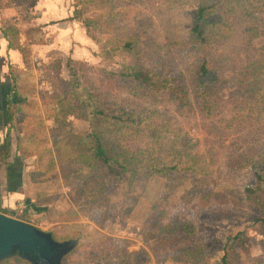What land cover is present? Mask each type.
<instances>
[{
    "label": "rangeland",
    "instance_id": "374dc122",
    "mask_svg": "<svg viewBox=\"0 0 264 264\" xmlns=\"http://www.w3.org/2000/svg\"><path fill=\"white\" fill-rule=\"evenodd\" d=\"M50 1L53 9L48 8L47 0H41L43 8L49 11L46 18L55 20L57 26L67 23L70 27L65 31L53 27L46 32L52 40L54 37L57 40L50 52L36 50L32 53L26 42L24 49L29 58L27 63L13 70L15 81L33 85L39 93H44L49 89L45 75L51 72L53 63L59 62L62 66L59 76L69 78L65 66L67 59H71L77 73L82 63L87 69L118 72L129 58L110 52L104 59L99 55L101 49H110L114 43L127 38L157 33V40L169 48L170 62L162 79L187 85L188 108L178 109L159 100L124 95L132 111L131 118L115 131L112 145L116 151L128 154L131 173L124 187L116 190L117 206L103 213L96 222L95 212L91 218L83 216L74 203V187L66 184L70 172L63 164V146L56 147L52 139H48L45 149L36 146L38 152L41 150L38 154L34 151L23 154L17 147V141L26 131L33 140L44 141L47 135L50 138L49 129L55 127V109L42 104L38 94L30 97L31 102L21 103L12 96L11 102L17 103L21 117L10 130V156L7 164L0 168V214L8 215L3 211L9 209L13 211V218L22 221L27 218V223L40 231L58 237L57 242L71 241L74 246L69 245L65 253V260L69 258L70 264H89L88 252L97 242L108 238L125 241L129 253L144 252L146 264H179L178 255L184 249L171 248L154 253L152 236L164 199L173 202L176 193L184 189L182 186L199 183L206 192V205L198 209L192 219L205 264H220L223 247L241 230L246 240L239 245L240 250L245 251L243 263H256L255 260L264 255V223L252 225L256 215L254 205L244 206L243 200L250 174L246 168L237 169V164L251 133L264 123V77L259 93L253 98L245 96L241 102L240 99L209 96L207 91L194 92L188 81L190 66L186 64V52L193 45L189 12L197 0L117 4L114 10L123 11L124 17L94 32V40L79 22L68 20L77 0ZM11 4L0 0L1 23L4 19L11 22L19 18L21 31L40 26L34 5L28 8L27 3L19 7ZM99 12L104 10L91 8L85 17ZM25 14L29 16L24 18ZM239 29L238 23L234 26L214 24L208 34V42L224 70L238 68ZM251 43L256 48L262 47L264 35ZM7 107L8 100L0 95V140L8 128ZM74 124L80 131L86 128L84 122L74 121ZM144 170L159 173H153V177L145 181L135 179L136 173ZM26 176L33 179L26 182ZM129 207L125 216L123 210ZM104 243L111 248L118 246L114 241Z\"/></svg>",
    "mask_w": 264,
    "mask_h": 264
},
{
    "label": "trees",
    "instance_id": "16d2710c",
    "mask_svg": "<svg viewBox=\"0 0 264 264\" xmlns=\"http://www.w3.org/2000/svg\"><path fill=\"white\" fill-rule=\"evenodd\" d=\"M10 1L18 4L28 0ZM142 1L77 0L68 20L79 22L88 37L94 40V32L124 17L123 11L114 10L117 4H141ZM194 4L189 12L193 45L186 52V64L189 63L190 66L188 81L194 92L207 91L209 96L240 99V102L245 96L253 98L259 93V85L264 77V45L256 48L251 43L253 39L264 35V0H197ZM91 8L104 12L85 17ZM15 22L16 20L0 22V33L7 42V48L16 50L25 64L29 53L19 44V30ZM237 23L240 26L238 35L241 41V45H238V68L235 66L231 70H224L219 66L216 53L208 42V34L214 24L234 26ZM23 34L28 45L48 43L43 39L42 26L29 27ZM156 35L157 33L141 34L136 38L114 43L110 49L102 48L99 55L104 56V59L110 52L129 58L118 72L94 67L87 69L86 64L82 63L79 64L80 71L77 73L71 59H67L65 66L69 78L59 76L62 66L59 62L53 63L51 72L45 75L49 89L44 93H39L33 85L20 84L14 80L10 96L7 97L8 128L0 140V168L7 164L10 156V130L21 117L18 105L11 102V97H17L20 103L25 100L31 102L30 97L38 94L42 104L55 109V127L49 129L50 138L47 135L43 137L44 141L33 140L28 131L24 132V137L17 141L21 153L34 151L38 154L41 150L38 152L36 146L41 145L45 149L48 139H52L56 147L63 146V164L70 172V179L66 180V184L74 187L73 200L80 209L79 214L91 218L95 212L93 219L97 222L103 213L115 208L118 204L115 199L116 190L124 187L131 173L128 154L116 151L112 145L115 131L120 129V124L131 118L132 111L125 103L124 95L159 100L178 109L188 108L187 85L162 79L170 62L169 48L158 41ZM117 97L119 98L115 101ZM11 108L15 109L10 111ZM74 121L84 122L85 130H78ZM245 168L249 170L250 179L244 188V206L250 203L254 205L256 215L252 225L264 223V123L251 133L246 150L238 160L237 169ZM153 173L159 172H137L135 179L145 181L151 179ZM30 179L33 178L26 176V182ZM182 187L184 189L176 193L173 202L164 199V207L152 236V251L155 253L181 248L184 250L179 252V264H205L192 218L198 209L206 205V192L199 183H194L193 186L189 183ZM129 209L130 207L123 210L125 216ZM3 212L12 217L13 211L8 209ZM23 221L27 223V218ZM51 237L54 241L58 239L54 234ZM105 241H114L118 246L111 248ZM242 242L246 243V240L241 230L223 247L220 264H244L242 257L245 251L240 250L239 246ZM66 257L67 255L62 264H70L69 258L65 260ZM86 259L89 264L147 263L144 252L129 253L125 241L109 238L97 242ZM35 261L31 256L15 254L0 264H36ZM255 261L253 264H264V255Z\"/></svg>",
    "mask_w": 264,
    "mask_h": 264
},
{
    "label": "water",
    "instance_id": "95a60500",
    "mask_svg": "<svg viewBox=\"0 0 264 264\" xmlns=\"http://www.w3.org/2000/svg\"><path fill=\"white\" fill-rule=\"evenodd\" d=\"M56 248L49 234L22 220L0 214V262L15 254L39 253L45 259L43 264H61L64 250L48 257Z\"/></svg>",
    "mask_w": 264,
    "mask_h": 264
},
{
    "label": "crops",
    "instance_id": "0c3cea01",
    "mask_svg": "<svg viewBox=\"0 0 264 264\" xmlns=\"http://www.w3.org/2000/svg\"><path fill=\"white\" fill-rule=\"evenodd\" d=\"M7 1L9 4L12 3L11 5H16V6L18 5V7L19 5L26 4V3H27L28 8H29V5H34L33 10L37 11L36 12V15L38 16L37 19L40 18L38 20V23H39L38 25L42 26L43 39H46L48 43L42 44V45H28V49L30 48L32 50V53L36 52V50L41 51V52L43 51L50 52L51 49H53V46L55 47L57 40L55 37L52 40L51 36H48V34L46 33L48 30H51L53 27L54 28L59 27L65 31L66 29L70 27L69 25H67V23H64V24L61 23V24H58L57 26V23L55 22V20L51 18L47 19L46 16L47 14H49V11L43 8L41 0H38V1L28 0L27 2H22L18 4H15L10 0H7ZM47 3H49L50 5V7L48 8L53 9L51 1L47 0ZM8 6L6 7V9H9ZM6 15L7 14L4 13V16ZM6 20H9V19H4V21ZM15 20L18 21L15 23V26L19 30V35H18L19 44L21 46H24L26 45V41H25L24 34H23L24 31H21L22 23L20 22L19 18H14L11 21H15ZM21 65H23V63H22V58L20 54L16 50L7 48V42L4 39L3 35L0 33V95L3 96V99H7V97L10 96L11 86L14 81V71L13 70H15L16 68L19 69L18 67H20Z\"/></svg>",
    "mask_w": 264,
    "mask_h": 264
},
{
    "label": "flooded vegetation",
    "instance_id": "af4514ba",
    "mask_svg": "<svg viewBox=\"0 0 264 264\" xmlns=\"http://www.w3.org/2000/svg\"><path fill=\"white\" fill-rule=\"evenodd\" d=\"M55 243L57 245V248L55 251L49 253L48 257L49 258L54 257L59 251L64 250L63 256L61 257V264H62V260L65 257L66 251H68V249H69V245H71V247H73L74 244L71 241H63V242H56L55 241ZM21 255H23V254H21ZM27 256L33 257V259L36 260L35 261L36 264H43L45 262V259L39 253H33V254L28 253Z\"/></svg>",
    "mask_w": 264,
    "mask_h": 264
}]
</instances>
